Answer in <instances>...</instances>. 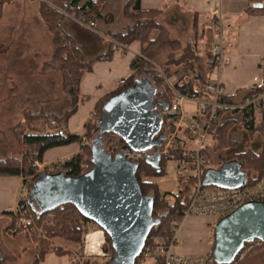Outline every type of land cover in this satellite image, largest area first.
<instances>
[{"label":"trees","instance_id":"16d2710c","mask_svg":"<svg viewBox=\"0 0 264 264\" xmlns=\"http://www.w3.org/2000/svg\"><path fill=\"white\" fill-rule=\"evenodd\" d=\"M8 1L10 0H0V20L3 17V8ZM37 2L40 18L52 37L53 56L46 64L59 63L62 72V88L68 104L67 108L62 106L59 111H54L50 101L45 99L40 102L39 109H26L23 114L24 121L18 122L13 128L19 141L27 150L24 151L20 158L6 157L0 159V176L18 177L26 189L24 202H18L16 208L20 212L23 210L29 212L33 216V221L28 220L25 223L18 224L13 210H8L3 214L10 215L12 220L7 228L8 234L15 236L17 233L22 232L27 241L35 244L37 251L31 264H39L49 252L57 255H70L71 250L58 243L81 248L83 237L90 226L99 227L79 211L72 202H63L50 209L36 211L29 202V193L35 180L42 173L56 175L62 172L68 177H78L92 167L93 151L91 143L99 132L98 122L102 117V109L106 101L123 90L132 87L135 76L157 64V58L163 51H167V55L164 63L159 66L162 73L155 74L153 81L162 88L161 94L168 103V109L174 98L173 90L180 93L194 92L197 89L196 79H200V82H207L205 78L198 74H194L192 78L186 76L185 70L196 57V50L191 43L184 45L170 36L168 30L158 21V17L163 12L162 8L143 10L140 8V0H126L123 6V15L127 19L128 24L123 29L109 35L111 41L110 49L106 53L85 62L77 48L72 43L68 44V38L63 33L60 22L65 15L73 14L76 16L89 10L94 12L95 15H100V1L37 0ZM248 2L251 4L262 3L264 5V0H248ZM263 10L262 7L249 8L248 13L264 12ZM134 41L140 43L141 49L140 53L131 62L132 75L113 92L96 103L83 136L71 134L67 131L60 135L54 131V126L49 125L50 120H55L58 126L65 125L66 127L68 119L76 110L78 105V83L81 75L91 69L94 61L110 59L114 52L112 49L114 44L126 48ZM63 43L65 44L63 45ZM213 62L215 63L216 60L214 59ZM177 74H179V77L176 81L172 85H168L165 80ZM260 90V88H253L249 91V94L258 93ZM199 95H201L200 92ZM223 101L232 103L228 96L224 97ZM245 115L243 113L235 119H222L214 127L210 133L212 149L219 151L227 148L231 129L242 121L245 126H248L249 130L263 129L262 125L259 127L253 126V119L249 123L245 122ZM173 123L171 116L165 113L163 127L167 136L172 132ZM102 138H104L106 150L112 156H115L125 144L122 138H116L115 134L110 131L104 132ZM74 142L79 143V151L75 157L55 161L47 165L43 164V155L47 150ZM184 152L183 141L178 138L175 148L172 146L168 147V156L158 154L153 159L146 156L137 161H132L135 165V177L141 192L143 196L150 198L152 203V224L145 240V245L151 242L152 238L164 245H168L172 238L171 222H179L188 206L191 185L193 184L192 178H189L184 183L182 177H179L180 187L175 193L160 192L158 184L152 180L153 177L162 174L168 160H179ZM228 159H236L240 163L241 171L245 173L249 184L255 183L263 173L264 155L262 151L254 153L246 150L231 155ZM29 178L30 182L28 183L27 180ZM34 227H37L39 232H33ZM212 233L214 235V225L212 226ZM104 235L103 252L108 263L115 256V248L111 238L105 232ZM212 246L209 251L211 256ZM250 253H247L243 260ZM138 256L132 264H141L138 261ZM243 260L237 264H241ZM89 262V260H84V263ZM215 264L217 263L215 262Z\"/></svg>","mask_w":264,"mask_h":264},{"label":"crops","instance_id":"0c3cea01","mask_svg":"<svg viewBox=\"0 0 264 264\" xmlns=\"http://www.w3.org/2000/svg\"><path fill=\"white\" fill-rule=\"evenodd\" d=\"M99 1L100 15H95L89 10L76 16L65 15L60 22V27L68 38V44L72 43L77 48L85 62L106 53L110 49L109 35L123 29L128 24L123 15V6L126 0ZM140 8L143 10L163 9L158 21L168 30L172 38L177 39L171 35L170 28H174L178 34L181 31L185 41H189L193 47L198 49L197 56L205 57L204 64H207L208 67L204 78L207 81H213L219 77L226 96L230 97L233 105H240L251 89L260 88L261 76L258 62L261 55L264 54V12L248 13L249 8H254L248 0H140ZM262 8L264 9L263 4ZM37 9L38 2L36 1V17L42 21ZM218 16H221L224 24L223 65L219 71L213 62L215 56L211 52V47L218 41V33L213 30V23ZM184 17H187L186 24L180 26L179 23ZM90 23L94 24L91 28L88 26ZM140 49V43L134 41L126 48L113 50L110 59L94 61L91 69L81 75L78 83V105L65 127L68 133L83 136L86 129L84 126L90 120L96 103L113 92L132 75L133 70L130 65L134 57L140 53ZM155 70L156 68L152 67L137 74L134 82L138 79L148 78L154 83ZM151 71H154V75ZM170 78L172 81H176L178 77L174 75ZM195 81L196 85L205 83L200 82V79ZM160 91L158 92L160 93ZM187 104L189 103H186L185 107L190 111L189 105L191 104ZM24 111L23 108L22 118ZM243 113L242 110L224 111L222 119H235ZM253 119V126L262 125L260 114L254 113ZM100 130L99 132H101ZM104 132L102 131V133ZM263 145V129L249 130L243 121L237 123L230 131L227 148L214 151L211 156L209 155L212 150L209 151V148L207 169H217L224 161L229 160L231 155L246 150L259 153L262 151ZM78 151V142L50 148L43 155V164L47 165L75 157ZM145 155L153 159L158 155V150L155 148L154 152H147ZM46 175L42 173L38 178ZM20 183L21 179L18 177L0 176V217L11 219L10 215L3 213L14 209L17 199L16 191ZM32 206L36 211L42 210L38 203L34 204L33 202ZM211 222L212 220L206 216H188L182 219L176 230L173 252L184 255H200L209 252L208 239L212 235ZM10 224L5 227L6 231ZM89 229L83 237L81 253L84 258L81 259L82 264L93 262L97 264L96 260L92 259L93 257H103L107 261L103 252L104 232L94 229L93 226H90ZM24 239L26 240V238ZM84 260L90 262L84 263ZM77 263L80 264L78 261Z\"/></svg>","mask_w":264,"mask_h":264},{"label":"water","instance_id":"95a60500","mask_svg":"<svg viewBox=\"0 0 264 264\" xmlns=\"http://www.w3.org/2000/svg\"><path fill=\"white\" fill-rule=\"evenodd\" d=\"M254 8L262 3H253ZM156 86L145 79L106 101L101 129L92 140V167L78 177L64 173L38 178L29 193L42 210L63 202L76 208L97 224L112 240L115 256L109 264H132L140 254L152 224V203L143 196L135 177V165L125 154L132 148L152 145V137L162 126L168 107L154 102ZM122 138L124 146L112 156L101 143L102 129ZM105 131V130H104ZM246 175L236 160L224 161L217 169H207L205 186L232 188L244 185ZM258 239L264 245V202L247 201L214 223L212 258L230 264L245 242ZM1 257V256H0Z\"/></svg>","mask_w":264,"mask_h":264},{"label":"rangeland","instance_id":"374dc122","mask_svg":"<svg viewBox=\"0 0 264 264\" xmlns=\"http://www.w3.org/2000/svg\"><path fill=\"white\" fill-rule=\"evenodd\" d=\"M36 1H8L3 8V17L0 20V159L20 158L23 151L27 150L18 141L19 138L13 128L18 122L24 121L21 117L23 108L37 110L40 108V102L45 99L50 101L54 111H59L62 106L67 108L68 104L62 88V72L59 63L46 64L53 56L52 37L42 21L36 17ZM186 18L184 17L180 21V26H185ZM170 31L173 37L182 41V44L190 43L185 41L181 31L179 34L174 28H170ZM194 48L196 57L186 68V76L192 78L194 74H198L204 78L208 69L207 64H204L206 59L197 56L198 49ZM166 55L167 51L159 54L157 64L153 66L156 68V74L162 73L159 66L164 63ZM160 61L163 62L158 64ZM151 73L154 75V71ZM176 76L179 77V74ZM144 79L150 81L148 78ZM189 104L187 105H189L190 111L195 110V104ZM84 127L86 128V125ZM106 128L103 126L102 130L107 132ZM100 139L103 143L102 135ZM209 143L212 144L211 140ZM131 151L146 154L154 152L155 148L145 145L132 148ZM209 151H211L209 155L211 156L215 150L210 146ZM178 165L177 160H168L162 174L152 178L158 184L160 192L175 193L180 187L178 178L182 177V181H185L183 178H186L187 174L180 170ZM33 202L37 204L35 199ZM11 222L8 217H0V264H31L37 251L35 244L25 240L22 232L17 233L15 237L10 234L8 236L5 227ZM93 228L103 232L97 226H93ZM58 244L70 249L71 254L57 255L49 252L39 264H78V257L84 258L81 253L82 247ZM92 259L96 260L97 264H109L103 257H93ZM241 264H264V247L251 251Z\"/></svg>","mask_w":264,"mask_h":264},{"label":"built area","instance_id":"2783aa9c","mask_svg":"<svg viewBox=\"0 0 264 264\" xmlns=\"http://www.w3.org/2000/svg\"><path fill=\"white\" fill-rule=\"evenodd\" d=\"M223 20L221 16L216 17L213 23V30L218 33V43L211 47V52L215 56V65L219 71L223 65ZM91 28L93 23L88 24ZM65 43H63L64 45ZM118 44L113 45V50L121 49ZM123 49V48H122ZM258 69L261 76L260 92L248 94L244 101L236 106L232 103L223 101L226 97L225 90L222 87L219 77L213 81H207L198 84L196 91L180 93L175 90L174 98L169 106L168 114L174 121L169 136L166 135L161 145L159 146L158 154L168 156V147H176L177 139H181L185 146V152L179 162V169L187 174L183 178L186 183L189 178L193 179L191 185V194L188 206L184 212L182 219L188 216H206L214 223L236 209L241 204L247 201L264 202V168L260 178L253 184H249L247 180L244 185L232 188L209 187L203 184V175L208 166V150L210 148V133L214 127L222 120L224 111L242 110L245 115V122H251L253 114L258 113L262 117L263 136H264V54L261 55L258 62ZM168 85H172L174 81L171 78L165 80ZM199 92L201 95H199ZM193 103L196 106L194 112L186 109L185 104ZM254 120V119H253ZM50 126H54V131L58 134L65 133V125H56L55 120L49 121ZM264 155V145L262 148ZM130 161H137L146 157L142 152L130 151L125 154ZM172 160V159H171ZM30 182V178L27 180ZM18 202H24L26 193L25 187L20 183L17 188ZM13 214L17 219L18 224L26 221H33V216L26 210L18 211L16 205L13 209ZM182 219L172 221V238L168 245H164L155 238L151 239L147 245L144 244L138 261L141 264H215L212 256L207 252L200 255H184L173 252L172 247L176 241V230ZM33 232H39L37 227H34ZM214 235L209 237V247L213 245ZM263 246L262 241L254 239L245 242L241 250L237 253L235 259L230 264H237L243 260L244 256ZM78 262L82 264L81 258L78 257ZM91 264H95L94 262Z\"/></svg>","mask_w":264,"mask_h":264},{"label":"flooded vegetation","instance_id":"af4514ba","mask_svg":"<svg viewBox=\"0 0 264 264\" xmlns=\"http://www.w3.org/2000/svg\"><path fill=\"white\" fill-rule=\"evenodd\" d=\"M154 85L156 86V91H155V96H154V102L155 101H160L162 103H164L165 106L168 107V103L165 100V97L161 94L162 93V88L159 87L157 84L154 83ZM161 90V91H160ZM160 91V93L158 92ZM167 113L168 114V110H166L163 115H162V126L160 128V131H158V134L152 137V142L153 144L151 145V147L157 148V150H159V146L161 145L162 141L164 140V138L166 137V130L163 127V122H164V114ZM101 141V140H100Z\"/></svg>","mask_w":264,"mask_h":264}]
</instances>
